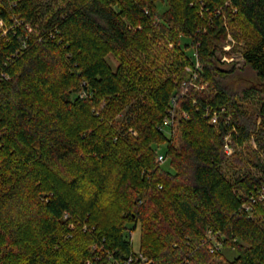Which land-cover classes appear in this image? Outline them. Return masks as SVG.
<instances>
[{"label":"trees","instance_id":"1","mask_svg":"<svg viewBox=\"0 0 264 264\" xmlns=\"http://www.w3.org/2000/svg\"><path fill=\"white\" fill-rule=\"evenodd\" d=\"M157 1L0 0V264H264V0Z\"/></svg>","mask_w":264,"mask_h":264},{"label":"rangeland","instance_id":"2","mask_svg":"<svg viewBox=\"0 0 264 264\" xmlns=\"http://www.w3.org/2000/svg\"><path fill=\"white\" fill-rule=\"evenodd\" d=\"M44 1L52 3L53 5L62 3V0H44ZM157 5H158L157 6L158 11H163L165 8H167V4L164 1L158 0ZM227 23H228V21H227ZM9 28L11 29V27H9L5 23V21L0 17V35L4 36L5 34H7L9 31ZM158 37L161 39V42L157 44L158 51L161 55V58H165V56H166V60H164L161 65H165V67L173 66L174 62H175L174 59H175V57L176 58L178 57V54H180L183 57L188 56L187 53H189V51L184 50V49H179L177 51L178 52V54H177V52L175 51L174 42L171 41L170 39H168L167 37H164V35L161 32L158 33ZM243 44H244V41H241L238 43V41L233 38L232 33H229L228 42L222 46V49L229 51L232 49L233 45H237L239 47L238 52H233L232 54H224L223 51L218 52L217 57L220 61V64H218V65L224 69H231L234 66L238 67V68L244 67V59H243L242 54L239 50ZM193 55H194V69L197 70L200 67V62L196 59L195 54H193ZM108 59L114 68H117L119 66L120 59H117L116 56L110 54L108 56ZM141 59L145 60L144 62H146V60H147L145 57H142ZM180 59H182V58H180ZM131 65H132V63H131ZM131 67L132 66H129L130 70H131ZM186 70L189 73L194 71L191 66H186ZM138 72H140V71H138ZM242 72H243V74H241V76H239L238 78H230V79H228L229 81H227L230 86H233L234 89L239 90L242 85L245 86L247 84H253V83H256L258 81V79H257L255 73L252 71V69H249L247 67L242 68ZM165 75L167 76V74H165ZM192 83L197 88V90H203V89L209 90L208 88H210L209 82L201 83V82L194 81ZM145 91L147 93H149V91H151V90L146 87ZM255 99L256 98H253L252 100L254 101ZM101 107L102 108L106 107L105 102L102 103ZM177 113H178V116H180V114H179L180 112H177ZM166 118H168V117H166ZM177 120H178V118L175 120H172L173 125H171L170 127L166 126V129L169 130L171 127H173L171 129H173V132H175V130L177 129V126H178ZM226 139H227V142L225 145V151L228 153L229 156H232L237 149L231 145L230 136H227ZM251 144L253 145V147L255 149H258V146H257L254 138L251 140ZM227 145L230 147V153L226 149ZM242 153H243V156H244V158L246 160V164H247V167L246 166H244V167H246V169L248 168L250 171H253L254 173H257L258 167H256L254 164V161L251 160L252 156L246 155L245 152H242ZM162 164L165 165L166 167H169V162L166 160L164 162H162ZM140 237H141V231H140L139 227L134 232H131V238L133 241V248L136 251H139V249H140ZM223 252H224V255L230 260H233L237 257V251L235 249H233L232 247H224ZM224 261L225 260L222 257H217V261L214 264H226Z\"/></svg>","mask_w":264,"mask_h":264},{"label":"built area","instance_id":"3","mask_svg":"<svg viewBox=\"0 0 264 264\" xmlns=\"http://www.w3.org/2000/svg\"><path fill=\"white\" fill-rule=\"evenodd\" d=\"M172 118L168 117L166 118L165 120V125L170 127L172 124ZM218 118L217 116L215 115L213 118H212V122L215 123L217 122ZM226 149L228 150V152L230 153V147L227 145L226 146ZM167 159L166 155L164 153H160L159 154V161L160 162H164L165 160ZM253 198V201H255V197H252ZM262 199H264V195L262 196ZM248 208V206H247ZM133 238V237H132ZM215 243H214V248H212V251L215 249V248H218V246L220 245V242H217L216 243V240L214 239ZM123 264H154L153 263V260L147 255L145 254L144 252L142 251H136V250H133L129 255L128 257L125 259L124 263Z\"/></svg>","mask_w":264,"mask_h":264}]
</instances>
